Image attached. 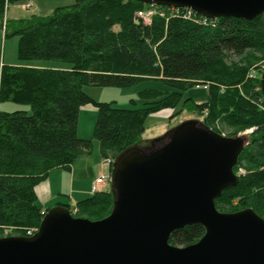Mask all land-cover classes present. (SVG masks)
Here are the masks:
<instances>
[{
  "label": "trees",
  "instance_id": "16d2710c",
  "mask_svg": "<svg viewBox=\"0 0 264 264\" xmlns=\"http://www.w3.org/2000/svg\"><path fill=\"white\" fill-rule=\"evenodd\" d=\"M27 1L0 0V29L4 39L17 38L19 61L1 68L0 103L30 108L0 112V226L21 233L38 229L44 213L36 185L50 171L68 170L78 156L90 152L91 141L78 136L85 105L97 109L93 137L102 158L110 157L112 164L138 145L147 118L163 109L180 106L179 112L197 114L207 128L216 123L236 130L256 127L244 138L234 168L243 165L245 175L222 192L215 207L224 213L250 208L264 219V99L260 77H249L251 62L243 59L255 52L264 57V14L251 21L219 18L202 25L169 16L168 7L157 6L164 16L144 23L136 13L148 4L139 0H75L50 15L6 18L8 6ZM232 56L246 63L227 64ZM42 61L66 66L34 64ZM198 83L208 85L207 100H183V92ZM142 84L137 95L143 102L137 106L131 100L132 108L97 102L84 91L85 86ZM164 142L163 137L153 140L150 150ZM113 199L107 183L74 208L61 206L75 218L96 221L109 215ZM203 234L200 225L186 226L173 232L169 243L189 246Z\"/></svg>",
  "mask_w": 264,
  "mask_h": 264
},
{
  "label": "water",
  "instance_id": "95a60500",
  "mask_svg": "<svg viewBox=\"0 0 264 264\" xmlns=\"http://www.w3.org/2000/svg\"><path fill=\"white\" fill-rule=\"evenodd\" d=\"M187 8L210 19L251 21L264 0H139ZM264 99V71L260 76ZM157 148H130L110 174L113 205L101 220L73 217L64 206L46 211L31 237L0 238V264H264V219L247 208L219 212L215 200L239 182L234 168L243 137H224L199 120L168 130ZM204 228L178 247L170 235Z\"/></svg>",
  "mask_w": 264,
  "mask_h": 264
},
{
  "label": "rangeland",
  "instance_id": "374dc122",
  "mask_svg": "<svg viewBox=\"0 0 264 264\" xmlns=\"http://www.w3.org/2000/svg\"><path fill=\"white\" fill-rule=\"evenodd\" d=\"M32 2L34 3L35 6L33 9H28L26 11L25 9L19 8L14 11V15L24 18H27L32 15L46 16L52 14L57 7L72 5L75 2V0H32ZM149 5L150 4H148L147 8L150 7ZM151 9L154 10L155 15L160 14V12L164 11L162 9H159L158 7H151ZM165 11L167 12L166 14H169V12H171L167 10ZM17 41H18L17 38L14 37V38L3 39V41L0 42L1 64L3 61H5L6 63V61H10V60L19 63L17 58V47H18ZM250 58H253L254 60H251ZM243 59L247 60L248 62H251V65L249 64L251 70L253 69L257 70L259 69V67H262L264 65V57H262L261 53L258 52L251 53V56L246 55V58ZM226 63L227 64L240 63V65H244L246 62L244 61L240 62L239 58L232 56L231 58H229V60H227ZM34 64L39 65L41 67H50V68H60L66 66L63 63H59L55 61H42L39 63L36 62ZM253 75L254 74H252V76ZM144 86L145 84L133 86V87H127V88L85 86L84 91L88 96H90L92 99H94L97 102H113L114 106L118 108H132L134 107V104L131 103V100H134L137 106H140V104L143 102L139 100L137 94L140 90L144 89ZM161 88L162 90H164L163 87ZM187 97H192L196 102L202 103L207 100V93L203 89H197L194 87L183 92V100L186 99ZM8 104L9 106H11V110H26L28 112L30 111V108L28 106H20V105L18 106L12 103H8ZM89 110H96V111H93L94 112L93 113L92 111ZM163 110L165 111L161 110L162 112L159 111L157 113L151 114L147 118L144 126L145 128L144 133L137 147L143 150H150V148L152 147L153 140L162 137L168 130L172 129L173 127L188 120H195L198 117L197 114L195 113H190L187 111L179 112L180 106H177V108L175 109H163ZM165 112L170 113L169 117L165 118L164 116ZM172 115L174 116L171 118ZM96 117H97V109L93 105H85L80 109L79 118H78L79 126H80L79 132L80 134L87 137V139L85 140L91 141V148L89 152L91 157L89 163L86 164L78 161L75 165L76 166L75 169L76 171H78V179L80 184H82V186L87 185V183L93 180L97 174H100L101 172L100 164L102 166V163L104 161L103 158L98 162L99 145H98V141L95 140L93 137ZM208 128H210L211 130L215 131L216 133L224 137H236L239 135V133H242L244 130L251 127H248L243 130H236L234 128L216 123ZM234 132H236V134H234ZM242 137L245 138L247 136H242ZM106 159H111V158L108 157ZM239 169L245 171L246 167L240 165ZM103 171L107 173L106 170L103 169ZM236 171H238V169H236ZM73 210L75 212V209ZM24 235L25 233H21V231L10 232L6 236L0 238L10 237V236H24Z\"/></svg>",
  "mask_w": 264,
  "mask_h": 264
},
{
  "label": "crops",
  "instance_id": "0c3cea01",
  "mask_svg": "<svg viewBox=\"0 0 264 264\" xmlns=\"http://www.w3.org/2000/svg\"><path fill=\"white\" fill-rule=\"evenodd\" d=\"M34 7L35 6L32 0L21 4L10 5L7 7L5 16L7 19H11V20L24 18L14 15V11L19 8L25 9L27 11L28 9H33ZM3 39H4V31L3 29H0V42H2ZM3 65L15 66L18 65V63L11 60L6 61V63L5 61H3L2 64L0 63V73ZM13 111L16 110H11V106H9L8 103H0V112H13ZM89 111L93 112L96 110H89ZM169 115H170L169 112H165L164 114L165 118L169 117ZM79 127L80 126L78 121V136L81 139H87V137L80 134ZM90 157L91 155L89 153L78 156L68 170L63 168L54 169L49 172L48 176L43 181L39 182L36 185L35 193L37 198V204L42 212H45L52 207L61 206V205H69L70 207H74L78 201L91 196L90 194L91 183L103 172L101 164H100V168H101L100 174H97L93 180L87 183V185H83V186L79 182L78 171H76L75 169L76 167L75 165L78 161L88 164L90 161ZM102 159L103 158L100 154V151L98 150V162L99 160Z\"/></svg>",
  "mask_w": 264,
  "mask_h": 264
},
{
  "label": "built area",
  "instance_id": "2783aa9c",
  "mask_svg": "<svg viewBox=\"0 0 264 264\" xmlns=\"http://www.w3.org/2000/svg\"><path fill=\"white\" fill-rule=\"evenodd\" d=\"M150 7L144 10H140L136 13V18L141 19L144 23H149L150 20L152 19L154 14V10L151 9V7H157V5H149ZM167 11L169 12V16H174V17H181L182 19L185 20H191L195 23L202 24V25H207L211 21H215L216 19H210L203 17L194 11L187 9V8H175V7H168ZM164 12H160L159 15L164 16ZM264 71V65L262 67H259V69H253L249 75V77H255V76H261L262 72ZM257 73V74H256ZM252 74H254L252 76ZM195 88L197 89H203L204 91H207L208 85L207 84H201L198 83ZM206 115V113H205ZM256 130V127H251L246 130H244L242 133H239L238 137L242 136H248L251 135L254 131ZM112 164L111 159H106L104 158V161L102 163V170H106V172H102L92 183L90 186V194L93 195L95 193L100 192L103 187L107 184L110 183V166ZM238 175L245 174V171L238 169L237 171ZM38 229H30L25 231V237H31L37 232ZM10 232H19L15 230L12 227H6V226H0V237H4Z\"/></svg>",
  "mask_w": 264,
  "mask_h": 264
},
{
  "label": "flooded vegetation",
  "instance_id": "af4514ba",
  "mask_svg": "<svg viewBox=\"0 0 264 264\" xmlns=\"http://www.w3.org/2000/svg\"><path fill=\"white\" fill-rule=\"evenodd\" d=\"M237 169H239V167H237ZM234 173H235V175L238 176V177H240V176H242V175H245V174L238 175L236 169L234 170Z\"/></svg>",
  "mask_w": 264,
  "mask_h": 264
}]
</instances>
